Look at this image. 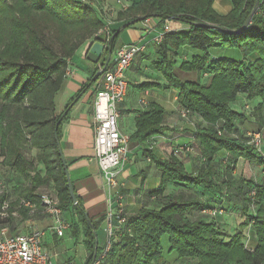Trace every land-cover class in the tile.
<instances>
[{
	"label": "trees",
	"instance_id": "obj_1",
	"mask_svg": "<svg viewBox=\"0 0 264 264\" xmlns=\"http://www.w3.org/2000/svg\"><path fill=\"white\" fill-rule=\"evenodd\" d=\"M213 2L131 1L110 21L105 57L108 51L113 54L119 48L117 41L123 30L115 33L126 24L124 30L157 18L163 26L166 21L185 26L165 32L157 46L154 68L165 84L144 83L137 88L175 91L179 110L187 111L189 118H199L200 123H195L190 132L194 144L171 142L170 157L159 159L153 155L151 145L154 137L166 131L164 110L153 105L136 118V131L129 142L140 145L142 157L160 173L159 184L148 192V198L160 197L169 186L173 188L155 209L143 207L126 217L123 208L125 223L117 225L113 218L115 237H107L102 249L97 244L94 257L96 233L105 215L91 222L79 200L74 205L70 199L56 143L65 118L56 111L55 97L71 59L86 43L103 39L97 34L110 18L102 14L99 0H0V178L4 185L0 226L7 220L1 217L2 206L11 196L3 179L7 177V182L9 177H20L24 182L11 188L15 205L24 201L42 210L40 195L51 192L61 213L74 212L75 217L65 221L72 237L83 236L88 252L85 264H162L167 258L177 264H264V1L258 0L248 27L235 34L229 31L241 28L256 0H230L232 9L227 15L218 14ZM182 47L198 51L200 56L177 64ZM222 48L240 54L238 58L212 56L213 49ZM176 70L195 72L197 80L181 81ZM207 78L208 82L202 83ZM239 95L246 96L256 108L253 117L258 125L253 134L260 136L258 149L251 144V136L240 131L247 117L231 108ZM77 99L67 106L66 114ZM181 146L190 151L173 156L174 147ZM187 158L196 161L195 173L186 171L181 160ZM239 159L253 164L261 177L255 180L235 176L232 164ZM226 160L231 165L224 163ZM224 200L232 203L230 209L239 215L237 229L231 235L215 221L225 209L212 203L218 205ZM19 208L23 217L31 211L22 204ZM246 229L256 236L253 250L245 248ZM164 237L166 252L162 247Z\"/></svg>",
	"mask_w": 264,
	"mask_h": 264
},
{
	"label": "crops",
	"instance_id": "obj_2",
	"mask_svg": "<svg viewBox=\"0 0 264 264\" xmlns=\"http://www.w3.org/2000/svg\"><path fill=\"white\" fill-rule=\"evenodd\" d=\"M105 2L106 0H99ZM213 9L220 15H227L232 7L230 0H214ZM106 17L114 18L118 11L114 8L104 10ZM169 31H179L185 28V26L179 22H167ZM164 26L159 24L157 18H150L144 22L138 23L130 28L123 30L118 38L117 46L128 45L131 43L145 44V50L134 58L130 67L125 72V79L128 84L127 93L123 101L118 105L119 119L117 121L118 130L122 134H127L129 137L136 131L135 121L136 118L143 112L149 110L153 105L161 107L164 114L163 127L166 131L162 135L154 137L151 150L153 155L159 159H167L170 157V144L171 142L177 144H191L193 143L190 132L193 130V124H199L200 119L191 117L190 119H197L195 123H184L178 115L179 107L176 101V92L173 90H165L162 88H150L140 90L137 87L144 83L165 84V80L161 74L154 68V63L158 59L157 46L153 43V39ZM87 43L77 52V54L71 59L69 64L68 73L63 82L60 91L55 97V106L58 114H62L65 119L61 125V136L59 144L61 147L62 157L67 167V173L69 175L73 190L80 205L84 211V214L91 222H97L100 217H104L107 210V188L104 180L98 168L95 160L93 149V130H92V102L95 91V81L93 75L95 70L99 69L100 62L105 59L104 53L101 55L98 64L93 65L89 63L85 58V50ZM177 60H190L193 56H200L198 51H195L189 47H182L178 50ZM212 56L219 57V49L212 50ZM84 57V58H83ZM114 59V52L111 56L110 62ZM78 96L77 102L66 114L67 106ZM244 99H247L244 95H239L236 100L238 108L242 107ZM248 102V101H247ZM246 102V103H247ZM235 103V102H234ZM240 111V109H239ZM250 121V120H249ZM183 128V129H181ZM240 131L243 133L244 128L240 125ZM194 144V143H193ZM263 147H264V134H263ZM183 165L187 172L195 173L196 161L192 158L182 159ZM240 161V162H239ZM245 161L238 160V163L242 167L237 176H241L247 179L252 178L251 172L253 165L244 164ZM249 165V166H245ZM245 167V168H243ZM216 169L220 172L219 166ZM257 178L261 175L257 168ZM236 171H233L235 175ZM152 175L153 182L148 180L149 175ZM256 174V173H255ZM236 176V175H235ZM120 182L123 184L121 191L124 194L123 207L126 214H135L141 208L155 209L160 205L164 197L171 194L170 190L173 188L169 186L165 193L160 197L148 198V192L155 189L160 181V173L149 162L148 159H144L141 155V146L131 141L129 143L128 162L119 176ZM12 198L15 201V195L11 193ZM10 196V197H11ZM12 200L9 199L8 208L11 213L7 211L8 218H17L19 213L12 209ZM21 203L23 201H20ZM23 207L31 209L30 215L39 214L38 210L33 207H27L28 203L23 202ZM212 205L224 207V213L222 216H218L215 221L218 222L220 229L232 232L237 229L238 213L231 210L229 207L232 203H228L224 200L221 204ZM234 206H236L234 204ZM17 207V206H16ZM19 207V206H18ZM11 208V210H10ZM228 208V209H227ZM35 211V212H34ZM39 216L44 217L41 224L38 218L26 219L20 226L3 224L0 228L5 227L11 235L26 234L32 229L41 227L45 232L51 230L52 220L49 215L40 210ZM9 213V214H8ZM42 214V215H41ZM39 217V218H41ZM64 220H71V217H75L74 212L65 211L62 213ZM5 219V218H4ZM15 220V221H16ZM9 219L6 220L8 222ZM240 221V220H239ZM17 223V222H16ZM106 224L105 220L98 227L97 230V244L102 249L106 244L107 237L102 235L105 233V229H102L103 224ZM232 232H227L229 235ZM99 234V235H98ZM81 235V234H80ZM82 236V235H81ZM246 242L245 248L253 250L256 247L257 241L254 232L251 229L245 231ZM57 237V236H56ZM98 237L100 238L98 240ZM102 240V242H101ZM44 248L46 245L43 241ZM84 248V247H83ZM84 257L78 264H82L87 257V250L84 248ZM69 260V259H67ZM65 263V262H64ZM56 264H63L59 261ZM73 264H77L73 259Z\"/></svg>",
	"mask_w": 264,
	"mask_h": 264
},
{
	"label": "built area",
	"instance_id": "obj_3",
	"mask_svg": "<svg viewBox=\"0 0 264 264\" xmlns=\"http://www.w3.org/2000/svg\"><path fill=\"white\" fill-rule=\"evenodd\" d=\"M115 1L117 4L122 5L120 11H124L129 6L122 4V2L128 0ZM103 12L106 13L104 10ZM167 22L153 39V43L156 45L162 42L164 33L170 29ZM110 26L111 22L107 20L105 27L97 34V36L101 35L103 38L99 42L104 47L109 43ZM145 47V44L138 43L119 47L114 52L111 65L101 73L95 82L92 102L93 149L96 163L108 192L107 210L105 212V232L108 238H114L117 231V226L113 225L112 222L113 218H116L117 225H122L126 221L122 217L124 207L123 195L120 192L123 184L120 182L119 176L128 162L130 142L129 136L120 133L118 130V105L127 93L128 84L125 79V72L134 58L144 52ZM187 115V111L180 112L182 118H186ZM260 140L259 134L251 135V144L257 149L260 146ZM189 151L190 149L186 146L174 147L172 154L178 157ZM3 192L4 185L0 178V194ZM40 201L42 211L49 215L52 220L51 230L55 232L57 237H62L63 232L69 229V224L62 217L57 198L51 192H44L40 195ZM27 207H30V205H27ZM7 210L8 202L6 201L2 206V218H7ZM44 236V231L36 229L26 234L11 235L8 233L7 228H0V264H52L54 255L44 248Z\"/></svg>",
	"mask_w": 264,
	"mask_h": 264
},
{
	"label": "rangeland",
	"instance_id": "obj_4",
	"mask_svg": "<svg viewBox=\"0 0 264 264\" xmlns=\"http://www.w3.org/2000/svg\"><path fill=\"white\" fill-rule=\"evenodd\" d=\"M131 1L133 2V1H138V0H128L126 2H122V4L130 5V2ZM100 5L102 6V9L103 10H106V11H107V9H111V8H114L115 10H121V8H122V5L121 4H117L115 0H106L105 2L101 1ZM103 10H102V14H103ZM103 15H105V14H103ZM111 19L112 18H110V21H113L114 20V19H112V20ZM168 22H171V21H168ZM174 22H176V21H174ZM219 53H220L221 57H230V58H234V57H237L238 58V56L240 54L238 51H235V50H232V49L229 50V49H226V48L225 49H223V48L220 49L219 50ZM181 62H182V59H181V61H180V59L177 60V64H180ZM175 75L181 81L195 82L197 80V74L195 72H187V71H183V70L182 71H179V70L177 71L176 70L175 71ZM208 80L209 79L207 78V80L202 81V83H207ZM247 101L251 102V103H248V106L245 105V104H247L246 103ZM257 101L260 102V99H258ZM231 108L234 109L235 111H239V109H240L239 112H242L247 117V120L244 121L243 124H242V126L244 128L243 133H245L246 136H251L253 133H256L258 121H256L255 117H253L254 116L253 114H254L256 108L252 104V101L249 100L248 98L247 99H244L243 104H242V107L240 106V108H238V106L236 105V101H235V103L231 104ZM180 112H181V110L178 111V115H179L180 119L184 121V123H186V122H188V123H192V122L195 123L196 122L195 120H197V119H190L188 115H187L186 118H182L180 116ZM262 115L264 116V107H263V110H262ZM192 128H194V124H193V127ZM181 129H183V128H181ZM220 134H221V132H219L218 135H220ZM125 135H127V134H125ZM33 154L34 153H32V155ZM239 160H241V159H239ZM242 161H244V160H242ZM224 163H226V164L229 163L231 165L232 162L230 160H228V161L226 160V161H224ZM247 163H246V161L244 162V164H247ZM249 164H251V163H249ZM232 165H234L233 168L236 171V173H235L236 176L238 175V173L240 171L241 172L243 171V170H240L242 167H240L241 165L238 163V160L236 162L233 161V164ZM245 166L247 167L249 165H245ZM243 168H245V167H243ZM254 168H256V167L253 165L252 172H251V175H252L251 177L253 179L254 178H257V176H258L257 171ZM246 169H245V171H243L244 173H247V170L248 169L247 170ZM6 178L7 177H5L3 179V183L5 184L6 190H8V192H9L10 195L12 193L11 188L15 184H21V183L24 182V179L23 178H20V177H15V178L9 177L10 178V181H7V182L5 181ZM148 180L150 181V184H151V182H153V177H152L151 174L149 175V179ZM6 183L8 184V186H7ZM177 192L178 191H175L173 193H177ZM120 194H122L123 197H124V194H123L122 191L120 192ZM9 199H11L13 201V202L11 201L12 202L11 205H13L12 209L16 210L19 213L20 216L17 218V220H16V218H13V217L9 219L8 216H7V219H9V221L8 222L4 221L3 224H6V223L9 224V225H15V224H17V225L20 226L23 222L26 221V219H33L35 217L38 218L37 220H39V222H41V224L45 223V221L43 222L44 217L39 216V214L41 212L40 211L41 209L40 210L37 209L39 214H36L35 213V215H32L31 216L28 213L27 216L23 217L22 216V213H21V210H19L20 208L18 206L21 205V204H23L24 201L22 203L19 202L17 205H15L16 204L15 203L16 201H14V198H12V196H11ZM9 199H8V201H9ZM125 215L127 217V216H131L133 214H126L125 213L124 216ZM39 217H41V218H39ZM63 219H64V217H63ZM41 226L42 225H40L39 227H37L35 229L36 230H41V231H44L45 232V230L42 229L44 227H41ZM232 228H233V225H232ZM35 229H32V230H35ZM102 229H106V224L105 223L103 224ZM231 229L228 230L227 232H230L231 233L232 232ZM105 234H106V232L103 233L102 235L105 236ZM99 239L100 238L98 237V240ZM43 241H44V243L46 245V248L45 249L50 254H53L54 255V257H52V264H56L57 261H59V262H61L63 264H73V259L78 264L80 262V260L84 257V254L85 253H84V248H83L84 247L83 246V236H81V235H78L77 237H74V236L72 237L71 234H70V232L68 230H66V231L63 232V236L62 237H56L55 232L52 231V230H49V231L45 232V236H44ZM101 242H102V240H101ZM162 243H163L162 244L163 245L162 247L165 249V252H166V249H167V247H166V243H167L166 237L163 238ZM166 256L169 257L170 259L175 258L172 255L168 256V254H166ZM87 257H88V254H87ZM87 257H86V259H87ZM67 259H69V260H67ZM167 259H165V261L162 264H177L175 261H168ZM85 261L82 264H85Z\"/></svg>",
	"mask_w": 264,
	"mask_h": 264
},
{
	"label": "water",
	"instance_id": "obj_5",
	"mask_svg": "<svg viewBox=\"0 0 264 264\" xmlns=\"http://www.w3.org/2000/svg\"><path fill=\"white\" fill-rule=\"evenodd\" d=\"M257 4H258V0H256V4L252 10V12L250 13V15L248 16V18L245 20V22L243 23V25L241 26V28L239 30H236V31H229V33H238V32H242L244 29H246L250 23V20L252 18V16L254 15V13L256 12L257 10ZM133 23V22H132ZM129 24H126L124 26H122L121 28H119L115 34L119 33L120 31L124 30L125 27H127ZM204 26H207L209 27L210 25L208 24H203ZM113 38V36L111 37ZM105 48L99 41L95 40L94 42H89L87 43V47H86V50H85V58L86 60L93 64V65H96L98 64V61L101 57V55L103 54V52L105 51ZM111 56H112V53L111 51H108V55L103 63V66L101 67V69L95 73L94 77H93V81H95L96 79L99 78V76L101 75L102 72L105 71L107 65L109 64L110 62V59H111ZM58 127V123L56 124L55 126V130L57 129ZM57 148H58V151H59V154L62 158V164L64 166V170H65V180H66V186H67V189H68V192H69V196H70V199L71 201L73 202V204L75 205L77 203V197L75 195V192L73 190V187H72V184H71V181H70V178H69V175L67 173V167H66V164L63 160V157H62V152H61V147H60V144L59 142L57 141ZM96 249H97V243L95 245V248H94V254L93 256L95 257V254H96Z\"/></svg>",
	"mask_w": 264,
	"mask_h": 264
}]
</instances>
